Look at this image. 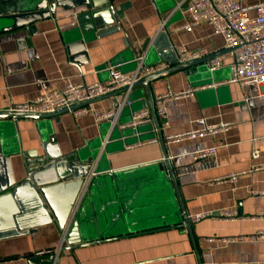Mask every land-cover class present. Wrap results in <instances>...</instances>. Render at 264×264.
Here are the masks:
<instances>
[{
	"label": "crops",
	"instance_id": "obj_1",
	"mask_svg": "<svg viewBox=\"0 0 264 264\" xmlns=\"http://www.w3.org/2000/svg\"><path fill=\"white\" fill-rule=\"evenodd\" d=\"M235 1L250 6L263 0ZM109 2L117 8L124 6L120 29L84 35L77 21L84 8L57 7L55 18L36 23V34L30 38L24 30L0 33V112L63 90L68 83H107L110 62L119 63L124 74L133 73L136 65L129 44L147 67L165 63L163 60L178 55L179 48L186 52L205 50L207 56L225 49L223 38L208 24L200 22L191 31L184 28L191 21L185 11L186 0ZM162 21L165 25L159 31ZM10 24L0 20V31ZM221 57L222 66L214 72L208 70L210 85L196 88L185 97L163 100L165 118H157L189 221L206 214L214 216L190 221V232L186 228L168 229L70 251L62 250L65 244L55 224L4 239L0 229V264L264 262V240H234L264 231V219H257L264 214V171L249 172L252 166L264 162V103L255 98L250 86L227 83L231 59L227 54ZM201 84L200 74L186 76L185 72H177L151 82L149 87L156 103L168 92H182ZM131 92L132 108L137 113L150 110L148 102L143 101L144 86ZM113 100L103 98L87 105L83 107L87 113L77 117L67 112L48 120L0 119V149L10 158L15 182L24 176L21 156L38 148L51 135L62 155L82 152L87 157L100 145V140L101 157L93 166L99 163L110 170L91 173L73 203L76 211L82 205L80 223L91 229L86 238L92 240L143 233L175 220L173 216L166 217L171 208V193L156 168L115 174L117 170L159 161L162 152L152 124L139 125L138 140L132 135L121 137V132L127 134L129 130V111L121 112L116 119L124 126L118 130H113L112 124L109 127L107 121L96 120L95 115L113 111ZM201 118L210 127L229 123V130L224 134L178 139L197 128L196 121ZM208 148H215L214 156L193 160V152ZM252 150L259 151L257 160L251 159ZM233 175H237L235 183L228 181ZM219 211H235L237 218L220 219L215 215ZM50 251L54 253L53 259L43 255Z\"/></svg>",
	"mask_w": 264,
	"mask_h": 264
},
{
	"label": "water",
	"instance_id": "obj_2",
	"mask_svg": "<svg viewBox=\"0 0 264 264\" xmlns=\"http://www.w3.org/2000/svg\"><path fill=\"white\" fill-rule=\"evenodd\" d=\"M57 7H63L64 9L74 7L84 8L85 11L77 18L80 24V32L84 35L90 32L94 33L95 31L104 33L108 29L121 28L120 18L123 15L124 6L117 8L109 0H0V20L11 22L10 26L4 28L0 33L24 30L28 34V38H30L36 34V23L55 18ZM129 45V48L133 51V61L137 68L138 63L136 59L139 58V53H135L131 44ZM229 52L230 50L224 49L215 54L183 62L179 61L178 55H174L168 60H163L168 65L165 70L150 75H143V71H141L142 77L131 87V90L139 86H144L146 89V98L143 101L148 102L153 117L152 125L157 133L162 158L156 162L117 170L115 174L135 169L156 168L157 172L162 175L163 181L166 182L171 193V208L167 209L168 211L166 210V217L173 216L175 218L174 222L143 233H128L97 240L86 238L90 237L91 229L83 225L81 226L80 220L83 216V207L80 205L77 211L74 210L73 212V203L85 179L91 173L100 174L109 171L110 168L105 169L99 163L95 167L93 166L99 156L100 140V145L95 147V151L91 152L87 157L82 152L62 155L54 142V137L51 135L46 141H41L38 148L26 152L21 156L20 164L24 176L19 182H15L10 158L3 154V149H0V229L4 231L1 237L4 239L24 236L30 230L55 224L57 232L62 238V244H65L62 250L70 251L78 247L112 239L168 229L186 228L190 232V221L179 191L176 172L168 159L165 142L155 115V101L152 98L149 84L171 74L185 72L186 76L201 75L203 84L197 87L193 86V89L208 86L210 85L208 83L211 81V73L208 72L206 63ZM116 66L120 69L119 63L110 62L107 68ZM144 67H146L145 64H143L142 68ZM128 89V87H122L101 98L78 103L71 106L68 110L62 109L53 114H24L6 111L0 112V119L17 120L27 118L48 120L57 118L67 112H73L103 98H113V106L116 107L118 103L124 100ZM133 100L134 93L130 92L126 98L122 112L129 111L131 120L126 124L128 125L126 127H129L127 134L121 132V137L132 135V137H138V140L141 137L139 126H129L132 123V115L137 113L132 108ZM111 124L113 130H118L120 126L124 128L117 120L107 121L109 127ZM46 128L51 131L50 127L46 126ZM101 139L103 140L104 137L101 136ZM87 195L88 193L85 194L84 198ZM53 254V251H50L45 252L43 255H49L53 259Z\"/></svg>",
	"mask_w": 264,
	"mask_h": 264
},
{
	"label": "built area",
	"instance_id": "obj_3",
	"mask_svg": "<svg viewBox=\"0 0 264 264\" xmlns=\"http://www.w3.org/2000/svg\"><path fill=\"white\" fill-rule=\"evenodd\" d=\"M185 11L190 16V23L184 28L191 31L200 22L208 24L213 32L220 35L224 41V48L230 50L227 54L231 63L229 66L230 76L228 84H235L241 87L250 86L253 89L255 98L264 103V0L262 2L242 6L235 0H186ZM253 13V15H251ZM165 22H161L159 31L164 28ZM207 56L205 50H197L186 52L183 48L178 50V59L180 62L198 59ZM138 66L131 74H124L116 67H109L110 79L107 83H96L92 85L85 84H66L63 90L53 91L45 94L40 98L32 100L24 104L12 105L9 112L24 113V114H53L62 109H69L71 106L78 103L91 101L101 98L119 88L128 87V91L124 96V100L113 111L100 115H95L98 122L115 121L121 114L126 98L131 92V87L143 75H150L162 70H165L168 65L165 63L153 66H143V59H136ZM209 72H214L222 66V57L214 58L206 63ZM194 89H188L182 92H168L163 97L158 98L155 103V115L159 119L165 118V110L162 106L163 100H174L193 94ZM87 113L85 108H80L73 111L74 116H81ZM264 116V113H263ZM153 124V117L150 110H142L135 114L132 118L131 127H136L142 124ZM197 128L188 132L184 136L189 139L205 137L210 134L226 133L229 130V123H220L218 126H207L205 119L201 118L196 121ZM170 140V139H169ZM215 148L197 150L193 152L192 158L194 161L203 160L214 156ZM252 160L259 158V151L252 150L250 153ZM264 171V162L251 167L249 172ZM90 174L85 179L83 186L89 181ZM237 175L231 176L228 181L235 183ZM81 191V190H80ZM80 193V192H79ZM259 196L260 194H256ZM75 208H73L74 212ZM216 217L220 219L237 218L235 211H219L216 212ZM214 214H206L190 221L198 222L205 217H212ZM189 219V218H188ZM256 219V218H251ZM257 219H264V214H260ZM234 240L257 241L264 240V231L257 232L252 236L245 238H236ZM242 264H264V262H251Z\"/></svg>",
	"mask_w": 264,
	"mask_h": 264
}]
</instances>
